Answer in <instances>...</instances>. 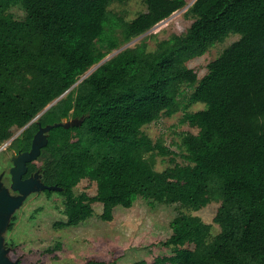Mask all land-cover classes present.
I'll use <instances>...</instances> for the list:
<instances>
[{
  "label": "trees",
  "instance_id": "1",
  "mask_svg": "<svg viewBox=\"0 0 264 264\" xmlns=\"http://www.w3.org/2000/svg\"><path fill=\"white\" fill-rule=\"evenodd\" d=\"M125 1L0 0V144L69 89L12 145L29 149L38 122L81 120L51 128L27 163V175L39 170L44 184L61 188L55 192L66 220L57 226L78 225L95 203L101 218L112 220L115 206L129 208L140 196L176 205L177 214L161 241L171 253L131 264H264V0H194L185 10L188 28L154 48L145 34L186 0H142L144 11L129 20L110 9ZM230 34L239 37L199 78L187 62ZM196 103L202 108L187 110ZM181 109L195 131L182 134L178 154L142 128ZM167 155L170 166L156 170V157ZM84 179L95 185L94 194L75 192ZM214 201L216 232L191 213ZM14 224L13 215L8 230Z\"/></svg>",
  "mask_w": 264,
  "mask_h": 264
},
{
  "label": "rangeland",
  "instance_id": "2",
  "mask_svg": "<svg viewBox=\"0 0 264 264\" xmlns=\"http://www.w3.org/2000/svg\"><path fill=\"white\" fill-rule=\"evenodd\" d=\"M193 1L186 0L187 4L184 8L155 24L145 34L149 36L146 41L149 48H154L159 40L167 38L171 33L180 34L188 28L191 19L185 14V10ZM110 9L129 20L138 12L144 11L145 6L142 0H128L124 3H115ZM11 12L17 18H22L24 15L20 7L12 8ZM143 36L133 39L126 46H134ZM238 37V34H230L223 41L210 47L203 55L189 60L188 67L194 69L199 78L202 77L206 72L207 63ZM116 52L117 50H114L106 57ZM189 93L188 89L184 92L183 104L187 102ZM55 102L53 101V104ZM200 108H202L201 103L187 106L189 111ZM183 113L184 109L172 115L161 114L142 130L153 143L159 141L168 150L180 154L182 134L190 130L195 131L182 121ZM33 119L36 120L35 117ZM22 130V128L14 129L12 138L20 135ZM1 146L2 144H0V171L3 169L7 173L10 163L6 165L5 162L9 159V154L5 153ZM170 156H157L155 169L161 171L170 166ZM176 161L182 162L180 156H176ZM74 190L76 193L85 191L92 195L96 188L94 184L84 179ZM217 206L218 202L214 201L202 210L191 213L211 223L212 231L216 232L218 226L212 223V218ZM93 209V215L78 225L59 227L55 223L66 220L62 212L63 197L55 191L51 194L45 191L31 193L14 212L13 229L7 230L4 234L6 245L12 248L9 253L10 258L19 259L21 256V264H87L89 259L112 264H131L141 259L150 262L158 255L171 253L170 248L163 246L161 241L171 234L169 223L177 214L176 205L151 202L138 196L129 208L115 206L112 220L101 218L100 203H95Z\"/></svg>",
  "mask_w": 264,
  "mask_h": 264
},
{
  "label": "water",
  "instance_id": "3",
  "mask_svg": "<svg viewBox=\"0 0 264 264\" xmlns=\"http://www.w3.org/2000/svg\"><path fill=\"white\" fill-rule=\"evenodd\" d=\"M125 47L126 45L121 48ZM110 57H105L95 66L91 67L77 82L74 83V85L81 81L82 78L86 77L93 70H95L97 66H99L102 62H104L106 59H109ZM67 91L56 98L54 102L62 97ZM52 104L53 102L48 104L42 111H40L35 116V119L43 114ZM33 121L35 120L32 119L22 129H24ZM80 121L81 120L65 119L63 121L47 124L44 126H42L38 122V129L33 135L30 148L26 151L15 153L11 157L12 164L8 170L10 178L9 186H6L3 183V174H0V264H19L18 258H10L9 252L11 248L6 245L4 234L8 230L14 212L22 205L27 196L34 192H40L44 190L56 191L61 189L56 185L44 184L41 181V175H39L38 173L30 175L27 178H22L23 175L27 172V163L35 160L40 154L41 148L47 144V135L51 128L57 126L69 127L74 124H80Z\"/></svg>",
  "mask_w": 264,
  "mask_h": 264
},
{
  "label": "flooded vegetation",
  "instance_id": "4",
  "mask_svg": "<svg viewBox=\"0 0 264 264\" xmlns=\"http://www.w3.org/2000/svg\"><path fill=\"white\" fill-rule=\"evenodd\" d=\"M19 136V135H18ZM11 140L10 141H5V142H3L2 143V149L3 150H5V153H8L9 154V159H7L6 160V162H5V164L6 165H9V163H10V166H11V164H12V162H11V157H12V155L13 154H15V153H19V152H22V151H26V149H22V148H18V149H13V147H12V145H13V140L15 139V138H10ZM28 150V149H27ZM3 156V155H2ZM5 158V157H4ZM3 158V159H4ZM10 168V167H9ZM9 168H8V170H9ZM8 170H7V173L5 172V170H1L0 171V174H3V176H2V181H3V183L6 185V186H9V183H10V178H9V173H8ZM27 172H28V167H27ZM27 172L23 175V177L22 178H27V177H29L30 175H33V174H35V173H38L39 175H40V171L39 170H35V171H32L31 173H29L28 175H27ZM12 193H15V192H12ZM8 247H9V245H7ZM11 248V247H10ZM12 249V248H11ZM11 251V250H10ZM10 253V252H9Z\"/></svg>",
  "mask_w": 264,
  "mask_h": 264
}]
</instances>
